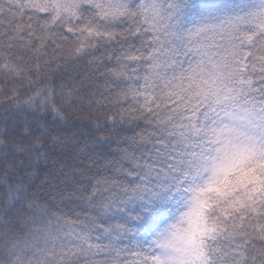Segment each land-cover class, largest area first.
Instances as JSON below:
<instances>
[{
  "label": "snow or ice",
  "instance_id": "1",
  "mask_svg": "<svg viewBox=\"0 0 264 264\" xmlns=\"http://www.w3.org/2000/svg\"><path fill=\"white\" fill-rule=\"evenodd\" d=\"M0 264H264V0H0Z\"/></svg>",
  "mask_w": 264,
  "mask_h": 264
},
{
  "label": "trees",
  "instance_id": "2",
  "mask_svg": "<svg viewBox=\"0 0 264 264\" xmlns=\"http://www.w3.org/2000/svg\"><path fill=\"white\" fill-rule=\"evenodd\" d=\"M41 179H43V177Z\"/></svg>",
  "mask_w": 264,
  "mask_h": 264
}]
</instances>
